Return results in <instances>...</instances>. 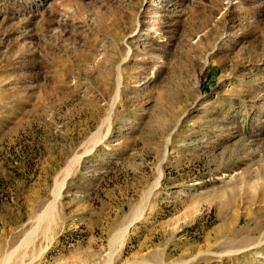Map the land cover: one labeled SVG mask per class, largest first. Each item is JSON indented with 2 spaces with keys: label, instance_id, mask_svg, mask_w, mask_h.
Here are the masks:
<instances>
[{
  "label": "rangeland",
  "instance_id": "rangeland-1",
  "mask_svg": "<svg viewBox=\"0 0 264 264\" xmlns=\"http://www.w3.org/2000/svg\"><path fill=\"white\" fill-rule=\"evenodd\" d=\"M32 233L33 264H264V0H0V264Z\"/></svg>",
  "mask_w": 264,
  "mask_h": 264
},
{
  "label": "bare ground",
  "instance_id": "bare-ground-1",
  "mask_svg": "<svg viewBox=\"0 0 264 264\" xmlns=\"http://www.w3.org/2000/svg\"><path fill=\"white\" fill-rule=\"evenodd\" d=\"M96 145H97V143H96ZM94 148H92V149L90 148V152ZM85 154H86V152L84 154H82V155L76 156L75 158H73L71 160V162L68 165L67 170H66V174H67L66 177L58 185L57 193H55L56 194L55 200L50 203V205L46 208V211L44 212V214L41 216L39 225L42 226L41 229L44 230V232H45L46 235L49 233L50 227H51V225L53 224V222L55 220V209H56L55 208V201H56V197L59 196L61 194V192L64 190V188L66 186V183H67L66 181H67L68 176L70 175L72 166H74V165L75 166L76 165L79 166V164L82 161V159L84 158ZM146 205H147V200L144 201V203H142L139 207L136 208V210L133 213V217L130 220V223L126 227H124L118 233V236L115 238V240H114V244L115 245L122 246L124 244V242L127 240V237H128L130 225L133 222L137 221L138 218L143 214V212L145 211ZM38 229H39V227H38ZM34 234L36 235V233H32L31 235H29L23 241L22 245L17 250H15V251H13V252H11L10 254L7 255V258L5 260V264H33V262L35 261V259H37L39 257V255L44 250V248L41 247L40 248V251L35 252V244H34L35 243V239H34ZM35 238H37V237H35ZM30 249H32V251H29ZM19 251H21V255H22V258L21 259L22 260H15V259L14 260H10L11 258H13V256L16 254V252H19ZM29 252H32L30 256H29V254H30Z\"/></svg>",
  "mask_w": 264,
  "mask_h": 264
}]
</instances>
